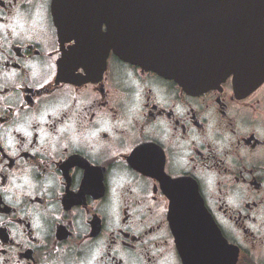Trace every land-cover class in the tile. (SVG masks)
Listing matches in <instances>:
<instances>
[{"label": "flooded vegetation", "instance_id": "1", "mask_svg": "<svg viewBox=\"0 0 264 264\" xmlns=\"http://www.w3.org/2000/svg\"><path fill=\"white\" fill-rule=\"evenodd\" d=\"M71 15L55 20L53 0H0V215L29 241L4 228L0 264H215V238L225 264H264V79L186 84L113 50L103 64ZM21 25L31 39L12 40ZM29 140L10 154L9 141ZM17 173L35 193L11 190ZM178 179L203 203L194 235L168 219ZM5 195H22L26 214Z\"/></svg>", "mask_w": 264, "mask_h": 264}, {"label": "water", "instance_id": "2", "mask_svg": "<svg viewBox=\"0 0 264 264\" xmlns=\"http://www.w3.org/2000/svg\"><path fill=\"white\" fill-rule=\"evenodd\" d=\"M71 12L86 21L103 64L113 50L123 61L186 84L264 79V0H53L55 20L66 22L75 17ZM165 193L176 235L187 229L194 235L208 224L191 181L169 180ZM217 245L215 238V264H225L229 258L216 253Z\"/></svg>", "mask_w": 264, "mask_h": 264}, {"label": "clouds", "instance_id": "3", "mask_svg": "<svg viewBox=\"0 0 264 264\" xmlns=\"http://www.w3.org/2000/svg\"><path fill=\"white\" fill-rule=\"evenodd\" d=\"M11 33H12V40H15V39H31L30 36H27L26 34H24V30H23L22 25L19 27V29H17L16 27H13L11 30ZM7 35H8L7 33L4 34L5 39H7ZM7 43L10 47L12 41L9 40V41H7ZM25 67H27V65H25ZM5 75L9 76L11 78V77H14L15 75H17V73L13 70L12 73H6ZM25 135L31 136V133H25ZM28 143H31V141L29 140L24 145L16 147V145H19V141H16L15 144L12 141H9L7 147L10 150V154L18 155L20 151L28 150ZM93 151H95V150H93ZM6 163H7L6 161L0 162V168H3V166ZM25 171H31V169H26ZM20 175L21 174H19V173L14 174V176L16 178L12 182L11 190L14 192H20L22 195H31V194L35 193L38 185H31L29 188H25L24 184H21L19 182ZM57 182L62 183V181H60L59 176L57 177ZM25 184H27V181H25ZM54 187H55L54 182L50 179H47L41 188V194H47L48 196L51 197L54 193L49 191V189H52ZM3 192L9 193L10 189L6 187L3 189ZM22 195H5L4 200L6 203L11 204L12 207L17 208L20 215L23 216L26 213H24L23 210L20 208L21 204L23 203ZM10 226L14 229V231L12 233L13 238H15L19 244L27 247L29 244V241H27L25 239V236L23 234L22 229L19 226L15 225V221L13 219H10L8 216L0 215V237L6 236L8 234V233H5L3 231V229L8 228ZM38 227L42 228V232H38L37 237L42 240L43 239V232H47V228L43 227L42 225H38ZM10 264H14V262L10 261Z\"/></svg>", "mask_w": 264, "mask_h": 264}]
</instances>
